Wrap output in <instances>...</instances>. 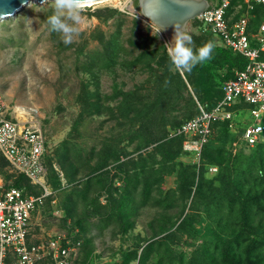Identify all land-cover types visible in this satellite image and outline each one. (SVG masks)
Wrapping results in <instances>:
<instances>
[{
  "label": "trees",
  "instance_id": "trees-1",
  "mask_svg": "<svg viewBox=\"0 0 264 264\" xmlns=\"http://www.w3.org/2000/svg\"><path fill=\"white\" fill-rule=\"evenodd\" d=\"M134 4L139 8L138 0ZM262 12L263 9L258 7V17L252 20L251 28H256ZM93 13L96 18L106 22L116 18L121 11L105 7ZM137 21L135 19V23ZM193 25L202 27L198 19ZM204 31L191 33L193 51L208 43L213 45V50L210 59L197 64L191 72L185 71L189 83L194 84L193 91L198 101L189 90V96L185 97L183 108L186 113L183 119L173 122L167 119V105L161 97L164 89L161 88L160 76L174 68L177 80L181 79L187 90L188 86L172 64L167 44L156 33L152 39H146L149 42L152 40V43L144 42L138 46L140 52L127 59L130 67L141 66L155 74V98L147 100L137 90L124 91L116 89L117 86L112 95L114 100L121 97L116 107L122 115L139 123L128 139L136 143L134 151L118 148L116 143L113 145L111 139L106 138L101 150L94 152L98 155L96 163L85 165L87 172H82L83 162L78 156L82 148L75 142L71 144L73 148L65 147L68 156L67 153L58 156L63 177L53 163L47 167V182L53 190L47 200L54 199L55 191H61L63 218L66 222L73 219V227L68 235L72 236L71 233L78 229L72 237L75 241H81L80 252L83 250L84 256L81 264H90L93 260L94 249L88 247L92 239L83 236L91 225L92 217L99 216V221L107 222L116 219L124 235L136 228L137 217L148 204L162 208L149 223L151 236L136 238L134 245L123 251L119 262L109 264H264V132L250 152H245L244 147L234 152L233 149L240 142L243 126L238 124L240 134H236L230 128L229 121L215 122L212 125L213 138L204 145L200 160L195 163L180 159L183 153L188 152L183 150L185 137L171 136V131L198 115V102L202 105L205 103L203 106L206 109L214 107L223 97V83L247 64L241 54L216 42L212 33ZM120 37V28L108 38L103 33L98 37L99 46L86 54L87 60L82 64V69L91 77L83 83L81 115L103 112L101 95L89 86L97 83L94 81L98 78L96 69L116 66L121 52L129 55ZM153 40L159 41L158 45ZM79 51L83 54L84 48ZM203 73H206L203 81L195 85L199 84L198 78ZM207 98H211V101L207 102ZM111 107L106 106V110L113 113ZM250 107L241 104L235 109L241 116L249 112ZM260 121L264 126V113ZM119 141L121 139L117 144ZM71 150L74 154L70 155ZM111 165L115 173L109 178ZM8 166L9 161L0 154V172L4 173L6 180L14 178L12 183L4 185L6 188L16 186L36 195L43 191L40 186L32 184L26 175L9 174ZM172 175L176 177L175 186L165 189V178ZM117 178L123 180L122 187L114 185ZM102 190L108 193L106 203L100 198ZM81 203L83 208L79 211ZM178 206V213L168 212ZM182 238L188 240L189 246H195L188 254L184 250L177 251L176 241Z\"/></svg>",
  "mask_w": 264,
  "mask_h": 264
},
{
  "label": "rangeland",
  "instance_id": "rangeland-1",
  "mask_svg": "<svg viewBox=\"0 0 264 264\" xmlns=\"http://www.w3.org/2000/svg\"><path fill=\"white\" fill-rule=\"evenodd\" d=\"M123 5L122 0H109L81 6L80 31L70 45H65L62 35L51 31L47 23V17L55 11L51 0L44 5L29 2L15 16L0 19V93L3 96L6 110L10 116L18 118L21 123H33L43 130L47 139L45 157L47 167L49 168L53 163L54 168L57 172L59 170L62 177L58 156L62 153H67L68 156L65 147L73 148L71 144L75 142L80 146V149L82 148L81 154L78 155L80 162H83L82 172H87L84 169L85 165L96 163L98 155L94 152L97 153L101 150L106 138H110V142L114 143L113 145L116 143L118 148H125L129 152L134 151L136 143L128 139L133 135L134 128H137L139 123H134L130 118L124 117L117 109V102L121 97L112 99L116 86V89L124 91L137 90L147 100L155 98V74H151L141 66L130 67L127 59H132L137 55L140 52L138 46H142L144 42L152 43V40L149 42L146 39H152L156 33L167 44L168 49L172 44L153 24L135 12L132 4L124 9ZM105 7L117 8L121 11V15L118 14L116 18L106 22L101 21L94 16L93 12ZM135 19L138 20V23H135ZM194 21L189 25L190 34L193 32L198 34L204 30V27H201L203 29L195 27ZM119 28L120 38L125 50H129V55L126 52H121L120 61L116 66L110 69L95 70L98 78L94 81L97 83L90 85L89 88L98 91L101 95L100 102L103 105V112L81 115L80 95L83 93V83L91 77L82 69V64L87 60L86 54L99 46L98 37L103 33L108 38L115 35ZM215 40L220 42L216 36ZM153 41L155 45L159 42ZM132 42H136V44ZM80 48H84L83 54L79 51ZM205 74L203 73L198 78L200 82L195 85L201 84ZM180 75L186 82L188 90L181 83V79L177 80L174 68L171 69V72L162 73L160 76L161 88L164 89L161 97L163 102H166L167 119L171 122L184 118L186 110L183 107L186 103L185 97L189 96V90L198 101L193 91L194 84L189 83L185 71L180 72ZM206 101L210 102L211 98H207ZM106 106H112L114 112L106 110ZM20 108L24 110L23 114ZM235 120L236 124L243 127L253 121L249 112H245L241 116L236 115ZM258 122L262 123L260 120ZM169 126L171 125L169 124ZM239 130L236 134H240ZM119 139L121 142L119 141L120 143L117 144ZM245 145L240 141L233 149L234 152L243 147L245 152H250L251 147ZM183 150L186 152L188 149L185 150L183 146ZM188 152L183 153L180 159L187 163L199 162L198 155ZM69 154H74V151L71 150ZM109 168L111 169L108 174L110 178L115 170L112 165ZM6 169L9 174L18 175L11 166ZM3 174L0 172L2 184L13 182V177L6 180ZM175 178V175L166 176L163 187L165 189L174 187ZM63 181L67 184L65 178ZM123 184V180L120 178L115 179L116 187H122ZM113 192L116 194L115 191ZM100 194L102 195L101 201L106 203L108 193L102 190ZM54 199L55 202L47 200L45 206L33 214L30 232L34 242L45 240L55 234H68L73 227V219L66 222L63 218L61 191L54 192ZM82 208L83 204L81 203L79 211ZM179 209L180 206L170 209L168 212L178 213ZM159 210L161 211L162 208L150 204L144 206L137 217L136 228L124 235L121 233L119 221L116 219L107 222V220L99 221V216L92 217L90 227L83 234L86 238L92 239L88 244L89 248L94 249L91 263L119 262L123 251L132 247L136 238L143 239L145 236H151L152 229L149 223L158 216ZM187 241L186 238L177 239V251L184 250L188 254L195 247L194 245L189 246ZM82 251L73 264H81L84 258Z\"/></svg>",
  "mask_w": 264,
  "mask_h": 264
},
{
  "label": "built area",
  "instance_id": "built-area-1",
  "mask_svg": "<svg viewBox=\"0 0 264 264\" xmlns=\"http://www.w3.org/2000/svg\"><path fill=\"white\" fill-rule=\"evenodd\" d=\"M122 1L123 9L134 2ZM258 7L263 12L256 28H251ZM196 19L205 31L218 37L219 43L246 58L247 64L223 83V97L214 107L206 109L198 102V115L171 131V136H184V149L199 156L213 135L215 122L229 121L230 128L237 132L235 107L247 104L254 121L243 127L240 139L254 146L264 131L258 122L264 113V0H219ZM46 153L43 130L12 118L0 93V154L18 174L26 175L43 190L38 195L29 194L23 188H6L0 183V264H73L80 253L81 241L72 237L78 229L72 236L55 234L36 242L31 239L33 214L53 194L46 179Z\"/></svg>",
  "mask_w": 264,
  "mask_h": 264
},
{
  "label": "clouds",
  "instance_id": "clouds-1",
  "mask_svg": "<svg viewBox=\"0 0 264 264\" xmlns=\"http://www.w3.org/2000/svg\"><path fill=\"white\" fill-rule=\"evenodd\" d=\"M49 2L50 0H41L42 5ZM83 3L84 0H51L55 11L51 16L47 17V23L51 31L62 35L65 45L72 44L74 37L79 34V25L82 22L80 13ZM173 41L174 44L168 49V56L175 68L180 72H191L197 64H201L211 58L213 45L211 43L205 44L194 52L191 46L193 44L192 35L182 26L174 27ZM242 142L244 143V141Z\"/></svg>",
  "mask_w": 264,
  "mask_h": 264
},
{
  "label": "water",
  "instance_id": "water-1",
  "mask_svg": "<svg viewBox=\"0 0 264 264\" xmlns=\"http://www.w3.org/2000/svg\"><path fill=\"white\" fill-rule=\"evenodd\" d=\"M100 0H84L97 2ZM139 8L133 4V10L153 24L174 44V27L182 26L189 31L190 23L208 10L210 0H138ZM29 2L41 4V0H0V19L15 16Z\"/></svg>",
  "mask_w": 264,
  "mask_h": 264
},
{
  "label": "bare ground",
  "instance_id": "bare-ground-1",
  "mask_svg": "<svg viewBox=\"0 0 264 264\" xmlns=\"http://www.w3.org/2000/svg\"><path fill=\"white\" fill-rule=\"evenodd\" d=\"M101 2L102 1H109V0H100ZM100 1H97V2H84L83 4H82V6H88V5H92V4H95V3H98V2H100ZM21 109V108H20ZM21 111V113L23 114L24 113V110H20Z\"/></svg>",
  "mask_w": 264,
  "mask_h": 264
},
{
  "label": "crops",
  "instance_id": "crops-1",
  "mask_svg": "<svg viewBox=\"0 0 264 264\" xmlns=\"http://www.w3.org/2000/svg\"><path fill=\"white\" fill-rule=\"evenodd\" d=\"M212 4H217L219 2V0H210ZM12 118H14V116H11ZM46 157V156H45ZM46 161V160H45ZM47 165V164H46ZM47 175H48V172H47ZM47 179V177H46ZM48 181V180H47ZM0 183H2V180L0 179ZM51 187V186H50ZM52 202H55V199H52L51 200ZM47 202V200H46ZM46 204V203H45ZM45 206V205H44ZM43 207V206H42ZM41 208V207H40Z\"/></svg>",
  "mask_w": 264,
  "mask_h": 264
}]
</instances>
